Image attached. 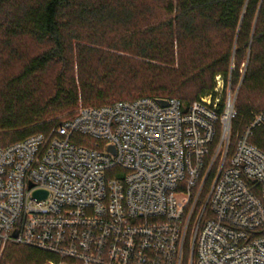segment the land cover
Masks as SVG:
<instances>
[{"label": "built area", "instance_id": "obj_1", "mask_svg": "<svg viewBox=\"0 0 264 264\" xmlns=\"http://www.w3.org/2000/svg\"><path fill=\"white\" fill-rule=\"evenodd\" d=\"M222 89L188 107H81L49 134L0 140V259L16 245L42 264H264V152L250 141L264 115L234 139Z\"/></svg>", "mask_w": 264, "mask_h": 264}, {"label": "trees", "instance_id": "obj_2", "mask_svg": "<svg viewBox=\"0 0 264 264\" xmlns=\"http://www.w3.org/2000/svg\"><path fill=\"white\" fill-rule=\"evenodd\" d=\"M153 11L163 18L145 25ZM0 37V68L20 57L26 40L42 48L0 89L3 146L49 134L76 114L80 100L86 108L141 98L188 107L214 92L219 75L224 93L229 79L232 91L239 87L234 139L255 114L264 115V0H0ZM113 50L148 62L149 75L140 84L114 85L115 72L136 62ZM99 55L111 70L103 79L90 70ZM250 141L264 152V125ZM50 257L10 245L0 264H42Z\"/></svg>", "mask_w": 264, "mask_h": 264}, {"label": "rangeland", "instance_id": "obj_3", "mask_svg": "<svg viewBox=\"0 0 264 264\" xmlns=\"http://www.w3.org/2000/svg\"><path fill=\"white\" fill-rule=\"evenodd\" d=\"M154 17H157L158 20H161L163 18V15L159 12V11H153V14H149L147 15V18L144 22L145 25H148L152 19H154ZM149 31V30H148ZM112 40H115L117 41V38L118 36L116 37V35H111L110 37ZM0 40H1V37H0ZM24 44L19 48V53H20V57H14L7 65L6 67H3V68H0V89L3 87V85L5 84V81L9 80L12 76H16L18 75L20 72H21V69L24 65V63L31 57L35 56L37 53L40 52V50L42 49L39 45H36L35 43H33L31 40H26L23 42ZM189 45V44H188ZM218 48H220L221 46L220 45H217ZM217 48V49H218ZM102 50H105V51H110L109 49H105V48H102ZM108 52H104L105 54L108 53ZM113 54V56H124L125 58H130L132 59L133 61H135L136 63H134L132 66L131 65H122V67H120L118 69L119 72H115V75L112 76V82L114 83V85L120 87L121 85H124V84H140L141 81H142V76H147V74L149 75V69L150 68L148 65H150L148 62H143L142 60H139L137 59L136 57H134L133 55H130L128 53H124V52H120V51H111ZM190 51H189V48L186 50V54H188ZM188 56V55H187ZM7 57V55H6ZM100 55L99 56H95L93 58V62L91 63V69L90 70H95L96 73L99 74L100 76V79L103 77L102 76H106V73L110 72V68L108 69L106 67V65L104 64H100ZM110 58H113V57H108V60H109V66L112 67L113 64L111 62V59ZM114 59V58H113ZM139 62H143V65ZM145 63V64H144ZM135 67L139 68V69H136ZM88 71V72H91V71ZM136 72L137 73V76L135 77H132L130 76V72ZM57 70H53L51 72V75L54 76L56 74ZM241 73L244 74V71H243V68L241 70ZM52 76H49V77H52ZM220 78L219 80L217 78ZM218 77H216L215 79V85L216 87L218 86L219 88V94H220V91L221 89L223 88L225 90V88L223 86H225L226 84V79L219 75ZM97 82V81H96ZM229 83V87L231 88V82H230V79L228 81ZM188 89V87H187ZM222 89V90H223ZM238 91H239V87L237 88L236 91H232L231 89V92L233 93L234 97H235V103H236V99H237V96H238ZM224 94V93H223ZM204 97V96H203ZM81 107H85L82 103V101L80 100L79 102V105L77 107V109L74 111V112H77V110ZM1 261V259H0Z\"/></svg>", "mask_w": 264, "mask_h": 264}, {"label": "water", "instance_id": "obj_4", "mask_svg": "<svg viewBox=\"0 0 264 264\" xmlns=\"http://www.w3.org/2000/svg\"><path fill=\"white\" fill-rule=\"evenodd\" d=\"M163 103H165V102H163ZM39 195V194H38Z\"/></svg>", "mask_w": 264, "mask_h": 264}]
</instances>
